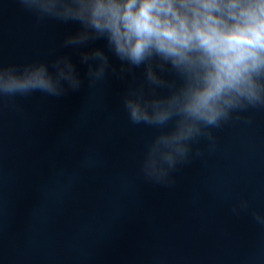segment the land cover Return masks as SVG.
Instances as JSON below:
<instances>
[{"label": "water", "instance_id": "1", "mask_svg": "<svg viewBox=\"0 0 264 264\" xmlns=\"http://www.w3.org/2000/svg\"><path fill=\"white\" fill-rule=\"evenodd\" d=\"M76 27L37 25L17 0H0V63L71 53L59 46ZM72 55L80 90L0 101V264H264V227L231 211L247 199L264 212V108L213 129L215 149L199 145L206 164L180 166L172 187L153 184L139 162L155 130L131 125L121 104L142 71L89 88Z\"/></svg>", "mask_w": 264, "mask_h": 264}, {"label": "clouds", "instance_id": "2", "mask_svg": "<svg viewBox=\"0 0 264 264\" xmlns=\"http://www.w3.org/2000/svg\"><path fill=\"white\" fill-rule=\"evenodd\" d=\"M37 25H76L52 58L0 63V101L35 93L60 98L83 79L72 53L87 65L88 87L142 71L121 104L133 126L155 134L139 162L144 180L172 187L180 166L216 147L213 129L249 109L264 108V0H17ZM103 41V47H94ZM120 62L119 72L110 61ZM95 161L85 157L83 166ZM234 215L250 212L264 227V212L247 199Z\"/></svg>", "mask_w": 264, "mask_h": 264}]
</instances>
